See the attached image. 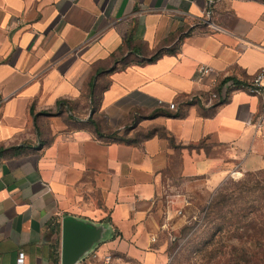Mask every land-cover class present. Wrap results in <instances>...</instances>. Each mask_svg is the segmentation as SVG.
I'll return each instance as SVG.
<instances>
[{
  "label": "crops",
  "instance_id": "0c3cea01",
  "mask_svg": "<svg viewBox=\"0 0 264 264\" xmlns=\"http://www.w3.org/2000/svg\"><path fill=\"white\" fill-rule=\"evenodd\" d=\"M263 66L264 0H0V264H61L65 215L165 263L161 199L171 224L194 185L264 168L262 100L223 85Z\"/></svg>",
  "mask_w": 264,
  "mask_h": 264
},
{
  "label": "rangeland",
  "instance_id": "374dc122",
  "mask_svg": "<svg viewBox=\"0 0 264 264\" xmlns=\"http://www.w3.org/2000/svg\"><path fill=\"white\" fill-rule=\"evenodd\" d=\"M259 170L260 172L253 176L248 185L252 186L256 180H260V184L264 185V168L254 171ZM248 173L249 170L240 174L232 173L214 189L207 188L202 182L194 185L188 192L191 202L183 207L182 212L176 213L171 224L164 223L165 214L161 199L154 232L157 235L156 242L165 243L166 246L168 259L163 264H236L232 258L242 252L241 249H258L253 242L241 241L236 236H232L234 227L230 231L218 230L222 224V215L231 216L241 204L260 202L259 189L241 192L238 187L242 180H249ZM175 180L183 181L178 175L175 176ZM220 191L227 192L231 196L221 210L214 208ZM241 230L242 228L239 231ZM208 239H210L208 244H205ZM250 264L255 262L251 261Z\"/></svg>",
  "mask_w": 264,
  "mask_h": 264
},
{
  "label": "trees",
  "instance_id": "16d2710c",
  "mask_svg": "<svg viewBox=\"0 0 264 264\" xmlns=\"http://www.w3.org/2000/svg\"><path fill=\"white\" fill-rule=\"evenodd\" d=\"M156 55L157 54L151 56L150 59L155 58ZM98 132L104 135L102 132ZM114 137L121 140L127 139L124 135H118L117 132H115ZM257 172H260V170H249V180H242L238 187L241 192L244 190L250 191L252 189H259L261 191L259 195L261 199L260 202L258 204L253 203L249 205L241 204L238 210L232 209L234 213H232L231 216L222 215V224L218 227L219 231L223 229L230 231V229L234 227V230L231 232L232 236H236L241 241H251L258 247L256 250H250L248 248L241 249L242 252L235 254L232 258V260H235L236 264L242 262L244 264H250L251 261L255 262V264H264V185L260 184V180H256L255 184L252 186L248 185L249 181L253 179V176ZM217 197L218 200L214 208L221 210L231 196H229L227 192L220 191ZM240 228H242L241 231H239ZM209 240L210 239L205 241V244H208Z\"/></svg>",
  "mask_w": 264,
  "mask_h": 264
},
{
  "label": "built area",
  "instance_id": "2783aa9c",
  "mask_svg": "<svg viewBox=\"0 0 264 264\" xmlns=\"http://www.w3.org/2000/svg\"><path fill=\"white\" fill-rule=\"evenodd\" d=\"M209 4L215 2V0H208ZM212 10L207 9L208 16L211 14ZM217 72L215 68L211 65L202 64L198 68L197 80H203L209 73ZM216 80L212 81L211 87L208 89L206 94L196 93L188 96L187 100L189 102H198L203 106H211L216 104L221 99V94L216 88ZM223 85L232 90L242 89L250 94L259 96L262 100L263 112L261 115V122L264 121V66L261 67L251 78L245 80H237L234 78L225 79ZM170 108H176L178 106L177 102H170ZM181 212V210H179ZM18 262H24V252H20L18 257ZM77 264H119L114 255L111 252H101L98 249L92 250L86 257L81 259ZM144 264V263H142Z\"/></svg>",
  "mask_w": 264,
  "mask_h": 264
},
{
  "label": "water",
  "instance_id": "95a60500",
  "mask_svg": "<svg viewBox=\"0 0 264 264\" xmlns=\"http://www.w3.org/2000/svg\"><path fill=\"white\" fill-rule=\"evenodd\" d=\"M106 226L74 215L62 219L61 264H77L103 238Z\"/></svg>",
  "mask_w": 264,
  "mask_h": 264
},
{
  "label": "bare ground",
  "instance_id": "6f19581e",
  "mask_svg": "<svg viewBox=\"0 0 264 264\" xmlns=\"http://www.w3.org/2000/svg\"><path fill=\"white\" fill-rule=\"evenodd\" d=\"M236 173V172H235ZM236 174H240V173H236Z\"/></svg>",
  "mask_w": 264,
  "mask_h": 264
}]
</instances>
